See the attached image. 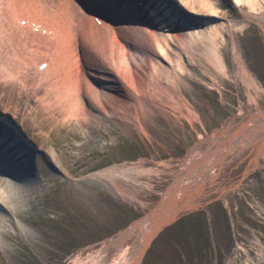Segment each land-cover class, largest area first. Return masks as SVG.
I'll return each mask as SVG.
<instances>
[{
    "label": "rangeland",
    "instance_id": "rangeland-1",
    "mask_svg": "<svg viewBox=\"0 0 264 264\" xmlns=\"http://www.w3.org/2000/svg\"><path fill=\"white\" fill-rule=\"evenodd\" d=\"M49 2L48 8L57 7L60 0ZM213 2L219 16L238 21L235 29L224 31L217 40L223 71L206 58L188 57L183 76L174 83L181 101L154 108L153 114L143 110L139 128L111 120L98 129L84 121L66 86L56 82V76L59 81L70 76L60 75L65 69L38 80L24 68H16L15 80L1 77L0 118L11 121L31 141V151L25 153L37 185L31 201L17 195L14 208L1 213L0 264H74L116 239L122 242L106 250L108 261L131 251L140 243L151 213L167 201L189 150L205 152L212 159L217 152H227L218 163V183L212 184L208 172L198 169L197 180L204 178V192L196 196L200 206L185 207L183 200L174 204L175 213L161 219L136 264L258 260L264 251V149L260 165L243 177L249 156V148L242 145L246 131L232 133L241 122H250L246 118L251 114L264 111V0H258L256 7L248 0ZM191 4L199 11L198 0ZM69 10L80 15L73 5ZM73 28L77 34L78 26ZM189 109L192 119L187 116ZM255 122L264 127V117ZM259 132L263 133L259 130L256 139ZM35 148L41 154L33 152ZM137 162L146 170L135 171L131 179L117 178L126 194L103 179L88 177ZM185 177L182 183L191 179L190 172ZM236 183L223 195L213 192L219 185ZM6 187L0 180V188Z\"/></svg>",
    "mask_w": 264,
    "mask_h": 264
},
{
    "label": "bare ground",
    "instance_id": "bare-ground-1",
    "mask_svg": "<svg viewBox=\"0 0 264 264\" xmlns=\"http://www.w3.org/2000/svg\"><path fill=\"white\" fill-rule=\"evenodd\" d=\"M49 1L0 0V79L5 76L17 79L16 68H24L27 72L31 69L35 80L42 79L48 72L58 73L65 69L60 75L70 76L61 81L56 76V82H62L66 93L73 97L74 106L78 105L77 115L98 129L111 120L129 122L139 128L145 110L153 114L154 108L164 109L166 103L174 106L181 101L174 83L183 76L188 57L192 60L195 56L206 58L223 71L217 40L224 31L238 26L237 20L219 16L213 0H198L201 3L199 11L191 4L195 0H60L57 7L48 8ZM248 1L252 7L258 5V0ZM72 5L79 9L80 15L70 12ZM73 25L79 28L77 34H73ZM110 33L112 36L108 35ZM71 75H74L73 79ZM163 92L170 98H163ZM189 110L187 116L192 119L194 115ZM263 117L264 111L251 114L246 118L250 122H241L232 133L235 136L246 131L242 145L249 148V156L243 177L260 165L264 127L255 119ZM0 124L7 125L5 129L0 126V180L8 186V189L0 188L1 220V213H6L4 209L14 208L15 196L22 195L26 201L33 199L37 183L25 153L31 141L6 118L1 117ZM259 130L263 133L259 132L256 139ZM229 147L228 142L227 151H230ZM196 153L197 150H189L181 161L183 172L177 171L175 186L168 192V199L161 209L151 213L148 224L141 231L139 244L108 261L106 250L114 242H122L116 239L89 254L85 261L74 264H136L162 218H170L175 213L174 204L183 200L185 207H199L196 196L204 192L201 182L204 178L197 180L198 169L208 172L212 184L218 183L221 169L218 163L227 152H217L213 159L205 152ZM139 164L114 165L88 177L103 179L126 194L117 178L131 179L135 171L146 170ZM189 172L191 179L182 183ZM237 186V183L229 187L219 185L213 192L223 195ZM159 216L161 218L156 220ZM252 264H264V251Z\"/></svg>",
    "mask_w": 264,
    "mask_h": 264
}]
</instances>
